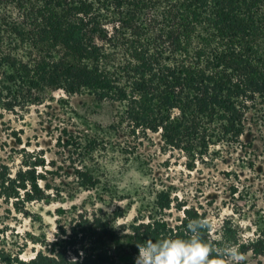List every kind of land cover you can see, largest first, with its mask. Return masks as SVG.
I'll return each instance as SVG.
<instances>
[{
    "label": "trees",
    "instance_id": "obj_1",
    "mask_svg": "<svg viewBox=\"0 0 264 264\" xmlns=\"http://www.w3.org/2000/svg\"><path fill=\"white\" fill-rule=\"evenodd\" d=\"M56 90L115 107L112 129L128 137L157 133L166 146L238 143L247 112L264 101V0H0V105L40 104ZM16 176L7 178L8 199L20 192L23 201L40 199L34 172ZM76 176L87 189L98 183L87 169ZM172 208L182 216L171 225ZM198 218L207 221L201 238L213 245L209 262L231 244L264 257V226L243 238L226 225L214 239L204 214L172 207L163 191L129 224L84 215L73 237L62 232L28 261L0 262L120 264L146 239L186 237Z\"/></svg>",
    "mask_w": 264,
    "mask_h": 264
},
{
    "label": "rangeland",
    "instance_id": "obj_2",
    "mask_svg": "<svg viewBox=\"0 0 264 264\" xmlns=\"http://www.w3.org/2000/svg\"><path fill=\"white\" fill-rule=\"evenodd\" d=\"M14 104L10 110L0 105L1 258L30 260L62 232L73 237L84 215H111L117 227L129 224L163 191L172 207L204 214L214 239L226 225L243 238H254L264 226V101L247 112L238 143L225 137L210 146H166L157 133L128 137L112 129L115 107L87 93L48 91L40 104ZM68 139L75 146H67ZM84 169L95 187L80 185L76 170ZM25 171L37 177L40 199L23 201V192L19 200L8 199L7 178ZM178 216L173 208L166 212L171 225ZM135 256L118 261L134 264ZM244 256L241 264H264V257ZM221 261L234 264L228 257Z\"/></svg>",
    "mask_w": 264,
    "mask_h": 264
},
{
    "label": "clouds",
    "instance_id": "obj_3",
    "mask_svg": "<svg viewBox=\"0 0 264 264\" xmlns=\"http://www.w3.org/2000/svg\"><path fill=\"white\" fill-rule=\"evenodd\" d=\"M206 226V220L194 219L186 225V237L146 239L136 244L138 254L134 257V264H208L213 245L201 238ZM221 255L230 258L234 264L245 260L238 244L227 246Z\"/></svg>",
    "mask_w": 264,
    "mask_h": 264
}]
</instances>
